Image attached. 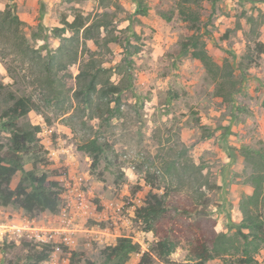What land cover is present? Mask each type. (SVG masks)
I'll return each mask as SVG.
<instances>
[{"label": "rangeland", "instance_id": "374dc122", "mask_svg": "<svg viewBox=\"0 0 264 264\" xmlns=\"http://www.w3.org/2000/svg\"><path fill=\"white\" fill-rule=\"evenodd\" d=\"M143 1L149 15L133 20L139 9L135 0H106L104 9L96 0H0V18L13 13L21 22L0 26V150L11 144L2 113L20 98L32 99L38 110L17 123L41 127L46 154L37 168L63 188L55 214L30 215L16 205H0V264H114L105 253L119 238L139 247L126 262L139 264L157 242L137 216L150 193L165 195L167 202L185 201L195 215L202 212L204 222L215 221L214 232L234 234L241 201L253 194L250 177L259 171L239 149L264 156V4ZM103 12L112 14L109 31L119 42L107 49L88 42L85 51L97 52L96 64L106 70L101 80L119 84L120 72L131 70L130 88L101 102L99 112L97 105L85 107L74 98L76 77L89 60L83 52L70 68L64 103L46 101L36 83L39 68L15 45V34L33 49L56 50L61 42L52 30L63 27V18L72 22L80 14L93 21ZM194 17L195 32L218 69L183 54ZM95 104L100 105L96 97ZM92 140L105 150L95 171L92 157L79 150ZM24 168L32 170V161ZM58 171L65 176L55 175ZM261 213L264 218V207ZM194 236L177 242L168 263L155 257L152 264H197ZM244 252V240L237 237L235 249L206 264H264V243L257 253L248 250L250 263Z\"/></svg>", "mask_w": 264, "mask_h": 264}, {"label": "trees", "instance_id": "16d2710c", "mask_svg": "<svg viewBox=\"0 0 264 264\" xmlns=\"http://www.w3.org/2000/svg\"><path fill=\"white\" fill-rule=\"evenodd\" d=\"M66 3H81L86 0H63ZM90 1V0H88ZM102 9L106 0H96ZM139 9L133 20L149 15V8L143 0H135ZM202 0H181L182 4L199 6ZM251 4H264V0H248ZM113 16L108 12L99 14L93 21L90 18L76 14L72 22L66 18L61 20L62 28H54L53 36L60 40L61 44L56 50L48 46L42 50L33 49L21 41L19 35L15 34V45L22 53L28 55L38 66L39 74L36 83L44 91V99L49 102H63L67 99L69 89L66 81L73 78L70 68L77 64L80 55L84 52L89 60L76 77L79 89L74 93V98L82 102L85 107L99 112L104 106L101 102L120 95L131 86L132 71L126 69L120 72L124 75L119 84L109 82V79L101 80L106 70L97 66L94 56L97 52L85 51V46L91 42L98 48H108L109 44L118 43L119 37L110 33ZM194 33L182 44L183 54L190 55L199 60L207 69H218L217 63L213 61L207 52L206 45L201 36L196 34L197 18L194 17ZM17 15L8 13L0 18L1 25L17 26L20 24ZM70 34L67 36V34ZM45 54H43V52ZM111 68V67H109ZM119 71V70H116ZM104 73V74H103ZM3 85L0 84V96ZM95 97L100 105L95 104ZM110 106L108 105V110ZM38 110V105L30 98H20L2 113V128L11 135L8 151L2 153L0 150V205H16L26 213L39 214L50 212L55 214L59 211L63 188L54 180L49 179L45 171L37 168V163L44 162L45 148L41 144L38 134L41 133L40 126L28 125L19 127L17 121L30 112ZM210 136V135H209ZM79 150L92 157V170L95 171L100 163L101 155L105 152L103 146L92 140L79 146ZM241 156L255 165H259V171L251 175L250 181L253 194L244 197L240 204L241 221L235 226L232 236L217 234L214 232L215 221L211 224L201 219V214L195 215L185 201H166L165 195L160 196L150 193L145 206L137 210V216L146 225L148 232H153L157 242L152 250L143 253L139 264H152L154 258L169 262V257L175 251L177 242L181 239L193 238V253L198 260L197 264H206L214 257L225 256L231 249L236 248L237 237L244 240L245 255L247 263L253 259L248 250L257 253L261 244L264 243V218L261 208L264 207V156L250 148L242 146L239 149ZM44 157V158H43ZM257 157V158H256ZM32 161L33 169L26 170L24 163ZM21 173L20 181L13 188L14 178ZM63 171L55 172L57 176H65ZM155 179L149 181L154 185ZM203 187V185H202ZM197 212V209H195ZM198 213V212H197ZM196 216L195 221H190ZM248 230V233L245 231ZM213 232V234H211ZM193 233V234H192ZM190 235V236H189ZM140 253L139 247L128 238H119L117 244L109 248L106 258L109 263L126 264L131 254ZM48 254L40 257L45 261ZM73 261V260H72Z\"/></svg>", "mask_w": 264, "mask_h": 264}, {"label": "built area", "instance_id": "2783aa9c", "mask_svg": "<svg viewBox=\"0 0 264 264\" xmlns=\"http://www.w3.org/2000/svg\"><path fill=\"white\" fill-rule=\"evenodd\" d=\"M43 242L47 241L45 238H40ZM65 240L67 241L68 245H71L73 243V241L69 240V238H65ZM60 248H57V251H59Z\"/></svg>", "mask_w": 264, "mask_h": 264}]
</instances>
